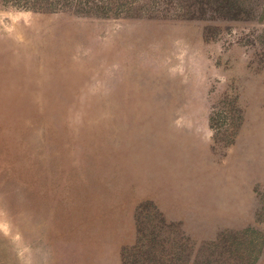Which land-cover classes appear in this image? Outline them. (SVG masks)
<instances>
[{"label":"rangeland","instance_id":"obj_1","mask_svg":"<svg viewBox=\"0 0 264 264\" xmlns=\"http://www.w3.org/2000/svg\"><path fill=\"white\" fill-rule=\"evenodd\" d=\"M258 26L0 4V264H121L145 200L196 244L256 226L264 264Z\"/></svg>","mask_w":264,"mask_h":264},{"label":"trees","instance_id":"obj_2","mask_svg":"<svg viewBox=\"0 0 264 264\" xmlns=\"http://www.w3.org/2000/svg\"><path fill=\"white\" fill-rule=\"evenodd\" d=\"M0 4L22 10H69L77 15L100 18L127 15L148 18L154 13H166L223 21L254 20L259 26L251 30L253 37L249 33L240 36L237 42L248 49L256 48L261 57L256 58V62L261 64L259 68L264 67V0H0ZM219 28L207 25L205 30L215 37L219 35ZM231 29L227 27L226 31L230 33ZM140 207L149 209V221L138 226L136 240L121 254V264L257 263L263 235L254 225L240 233L252 234L258 241L255 244L239 234L235 240L226 230L196 244L176 221H168L151 201H143Z\"/></svg>","mask_w":264,"mask_h":264}]
</instances>
